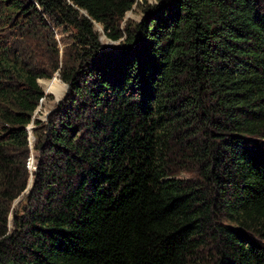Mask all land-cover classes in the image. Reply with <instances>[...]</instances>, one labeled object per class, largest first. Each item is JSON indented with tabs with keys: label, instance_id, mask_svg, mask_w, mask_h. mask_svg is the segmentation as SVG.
I'll return each mask as SVG.
<instances>
[{
	"label": "trees",
	"instance_id": "1",
	"mask_svg": "<svg viewBox=\"0 0 264 264\" xmlns=\"http://www.w3.org/2000/svg\"><path fill=\"white\" fill-rule=\"evenodd\" d=\"M136 1L0 0V264H264V0Z\"/></svg>",
	"mask_w": 264,
	"mask_h": 264
},
{
	"label": "rangeland",
	"instance_id": "2",
	"mask_svg": "<svg viewBox=\"0 0 264 264\" xmlns=\"http://www.w3.org/2000/svg\"><path fill=\"white\" fill-rule=\"evenodd\" d=\"M158 0H137L136 3L133 5L132 9L128 11L121 23V27L125 26L126 24H132L139 22L141 18L143 17V8L146 5H152L156 4ZM95 32L98 34L99 42L102 45V51L109 52L114 50H120L121 44L118 42H112L110 41L102 31V28L99 25H94ZM57 33V34H56ZM54 34H56L55 40L56 44L59 48V54L60 57L63 56L64 53H66V56L72 57L74 54V47H71V41L68 33H61L60 29H56L54 31ZM42 82H49L52 83L54 87H56L55 92H50L45 90L44 85L41 84ZM38 85L43 91V94L45 97L41 100L39 103V106L35 110L33 114V118L35 120H39L41 122L47 121L49 115L57 109L58 103L66 96L67 93V86L63 82L60 81L58 78L57 73L53 74L51 79H39ZM33 127V124H29L27 126ZM31 131V130H30ZM34 136L32 135V131H28V142H29V159H28V170L30 173L29 181L32 179V171L35 170L34 165V156H35V150L34 148ZM26 195V192L19 197L17 200H15L12 204L11 209H18L20 205H22V202H20L23 197ZM9 219H11V215L9 216Z\"/></svg>",
	"mask_w": 264,
	"mask_h": 264
},
{
	"label": "bare ground",
	"instance_id": "3",
	"mask_svg": "<svg viewBox=\"0 0 264 264\" xmlns=\"http://www.w3.org/2000/svg\"><path fill=\"white\" fill-rule=\"evenodd\" d=\"M41 84L44 85L45 90L50 91V92H55L56 91V87L53 86L52 83L49 82H42ZM31 128V127H30Z\"/></svg>",
	"mask_w": 264,
	"mask_h": 264
},
{
	"label": "water",
	"instance_id": "4",
	"mask_svg": "<svg viewBox=\"0 0 264 264\" xmlns=\"http://www.w3.org/2000/svg\"><path fill=\"white\" fill-rule=\"evenodd\" d=\"M37 83H38V81H37ZM32 118H33V117H32ZM33 119H34V118H33ZM32 129H33V127H31V128H30V127H29V128H28V127H26V131H27V132H28V131H29V132H31V131H32ZM30 130H31V131H30ZM33 181H34L33 179H31V180L29 181V185H28L27 189L25 190V192H27V191H28V189H30V187H31V186H32V184H33Z\"/></svg>",
	"mask_w": 264,
	"mask_h": 264
}]
</instances>
